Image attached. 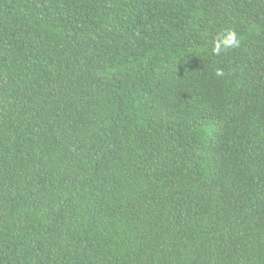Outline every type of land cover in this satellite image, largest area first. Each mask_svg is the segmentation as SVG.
<instances>
[{
  "label": "trees",
  "instance_id": "obj_1",
  "mask_svg": "<svg viewBox=\"0 0 264 264\" xmlns=\"http://www.w3.org/2000/svg\"><path fill=\"white\" fill-rule=\"evenodd\" d=\"M0 264H264V0H0Z\"/></svg>",
  "mask_w": 264,
  "mask_h": 264
},
{
  "label": "clouds",
  "instance_id": "obj_2",
  "mask_svg": "<svg viewBox=\"0 0 264 264\" xmlns=\"http://www.w3.org/2000/svg\"><path fill=\"white\" fill-rule=\"evenodd\" d=\"M217 74H218V75H222L223 73H222V72H220V71H218V72H217Z\"/></svg>",
  "mask_w": 264,
  "mask_h": 264
}]
</instances>
